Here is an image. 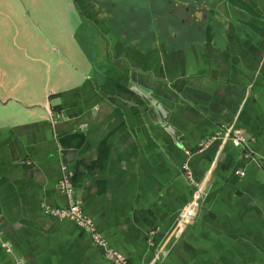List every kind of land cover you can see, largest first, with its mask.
<instances>
[{"label":"crops","instance_id":"obj_1","mask_svg":"<svg viewBox=\"0 0 264 264\" xmlns=\"http://www.w3.org/2000/svg\"><path fill=\"white\" fill-rule=\"evenodd\" d=\"M91 4L78 14L93 29L56 36L66 53L40 95L14 70L0 83V236L12 246L0 264H113L45 212L66 203L60 163L130 264H264V0H199L195 12L186 1L176 28L135 36ZM223 126L245 143L202 146ZM197 185V217L171 238Z\"/></svg>","mask_w":264,"mask_h":264},{"label":"rangeland","instance_id":"obj_2","mask_svg":"<svg viewBox=\"0 0 264 264\" xmlns=\"http://www.w3.org/2000/svg\"><path fill=\"white\" fill-rule=\"evenodd\" d=\"M86 1L0 0V83H3L2 78L6 76L5 74L14 70L15 75L11 74V76L15 78L28 77L41 82L36 85L40 95L46 85L44 76L47 67L50 66L52 69L56 64L53 60L66 53L63 44L56 36L62 35V39L65 38L64 34L68 30H73L78 22L81 26L77 38H80V34L88 28L87 26L94 28L89 22L82 21L81 18L84 17L78 14L79 10L83 9V2ZM92 1L98 7L103 6V3L114 6L109 10L107 8L105 15L101 13L100 17L108 16L106 24L116 29H127L129 33L133 32V36L139 31H148L151 35L164 33L170 26L178 25L174 20L175 14L172 13V21L167 19L168 13H171L167 5L168 0ZM149 6L151 8L148 10ZM129 19L131 22H127ZM48 41L52 46L51 50L43 49ZM40 58L42 63L39 62ZM13 62L18 66L22 62L25 69L22 66L17 69ZM36 66L39 67V73L36 71ZM0 90L2 92V89Z\"/></svg>","mask_w":264,"mask_h":264},{"label":"built area","instance_id":"obj_3","mask_svg":"<svg viewBox=\"0 0 264 264\" xmlns=\"http://www.w3.org/2000/svg\"><path fill=\"white\" fill-rule=\"evenodd\" d=\"M49 121L53 124L54 119L49 116ZM230 141L234 146H240L245 143V138L242 133L238 130H233L229 126H223L219 133L213 135L210 139L203 143L202 146H206L215 140ZM183 169L187 171V167L183 166ZM187 179L191 181V176L189 172H186ZM238 176H244L243 172H236ZM72 174L63 163L59 166V189L65 199V206L58 208H46L45 212L52 217L59 219L70 220L71 222L78 225L85 232L88 233L91 242L94 246L100 248L104 256L113 264H130L128 260L119 252L111 248L105 239L97 232L93 221L87 217L82 210V203L79 199L75 198L74 188L71 182ZM202 189L197 185L194 197L192 201L185 206H183L179 212V222L177 223L174 230L171 232V238H178L182 235L184 227L190 224L196 219L199 208V201L201 198ZM0 246L8 253L12 252V246L1 240L0 236ZM17 264H19L17 262Z\"/></svg>","mask_w":264,"mask_h":264},{"label":"flooded vegetation","instance_id":"obj_4","mask_svg":"<svg viewBox=\"0 0 264 264\" xmlns=\"http://www.w3.org/2000/svg\"><path fill=\"white\" fill-rule=\"evenodd\" d=\"M92 1V0H91ZM104 1V0H103ZM182 1V2H181ZM188 2V8H185V10L187 11V12H195L196 11V9L199 7V0H168L167 1V5H168V7H169V10L171 11V13L169 12L168 13V16H167V19L169 20V21H172L173 19H172V13L173 14H175V15H177L178 13H182V9H180V7H178V4H183L184 2ZM93 2V1H92ZM102 2V1H101ZM94 3V2H93ZM99 4H101V3H99ZM175 4H177V7L175 8V9H173L172 10V8L174 7V5ZM103 6H100V7H98V6H96V4H91V6L94 8V12L95 13H97L99 16H100V14L102 13V14H104L105 15V10H107V8H108V10L110 9V8H114V6H112V5H108L107 3H103L102 4ZM151 8V6H149L148 7V10ZM112 14V13H111ZM175 20V19H174ZM127 22H131V19H129ZM126 22V23H127ZM178 26V25H177ZM177 26H170V29L171 28H176ZM169 29V28H168Z\"/></svg>","mask_w":264,"mask_h":264},{"label":"water","instance_id":"obj_5","mask_svg":"<svg viewBox=\"0 0 264 264\" xmlns=\"http://www.w3.org/2000/svg\"><path fill=\"white\" fill-rule=\"evenodd\" d=\"M143 96V95H142ZM155 107L157 108V106L155 105ZM66 151H62L61 154L65 155Z\"/></svg>","mask_w":264,"mask_h":264}]
</instances>
